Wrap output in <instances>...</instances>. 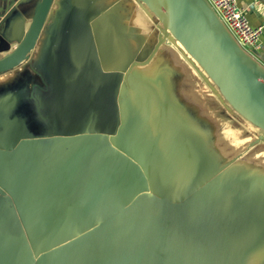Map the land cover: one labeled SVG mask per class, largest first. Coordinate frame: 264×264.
Returning <instances> with one entry per match:
<instances>
[{"label": "rangeland", "instance_id": "rangeland-1", "mask_svg": "<svg viewBox=\"0 0 264 264\" xmlns=\"http://www.w3.org/2000/svg\"><path fill=\"white\" fill-rule=\"evenodd\" d=\"M39 1L23 3L18 15L25 22L23 35ZM102 1L83 0L82 5H101ZM50 6L41 29L47 35L44 40L56 51L69 54L64 23L73 11L68 0H51ZM12 16L17 17V12ZM165 31L170 34L169 29ZM20 39L2 40L0 58L14 50ZM173 45L168 61L159 64L164 60L161 55L153 60L161 71H150L146 67L150 59L143 56L141 73L102 77L99 89L105 91V104L115 115L107 151L117 153L145 178L147 199L141 214L156 218L157 240L196 239L207 264H264V181L253 176L264 171V148L247 135L250 123L256 124L231 107L199 65ZM63 162L53 171L59 172ZM233 167L250 175H236ZM53 183L50 175L32 188L30 199L22 202L17 196L13 209L2 198L10 197V191L0 194V235L12 243L17 264H29L31 257L35 260L40 255L42 264H54L55 256L59 260L74 256L69 246L62 245L35 257L31 247V241L41 240L31 227ZM1 184L17 188L15 194L22 191L7 178ZM16 207L25 208L24 217L16 214Z\"/></svg>", "mask_w": 264, "mask_h": 264}, {"label": "crops", "instance_id": "crops-1", "mask_svg": "<svg viewBox=\"0 0 264 264\" xmlns=\"http://www.w3.org/2000/svg\"><path fill=\"white\" fill-rule=\"evenodd\" d=\"M10 1L0 0V38L4 40L22 38L26 34L23 35L24 19H18V9H24L26 0ZM236 3L252 27H263L259 49L246 56L254 69L264 73V0H236ZM82 4L83 0L73 8L68 6L73 11V16L64 23L69 54L53 49L44 40L47 35L41 31L34 49L23 62L15 69L0 73V161L6 156L2 169L7 172L0 176V181L7 178L22 187V191L15 194L17 188L6 186L12 204L17 205V196L22 202L26 201L33 197V187L50 175L54 178L34 221H45L43 232L38 234L49 237L48 249L69 246L70 255L74 254L73 258L60 260L55 256L54 264H84L91 258L99 245L98 234H94L93 229L83 233L78 229L95 220L96 215H107L110 208L124 203L126 163L92 150L68 156L76 140L84 144L86 139L99 135L108 145L115 115L105 104L108 97H104L105 91L99 89L102 77L122 75L125 71L141 73L143 56L150 59L149 66L146 65L150 71H161L159 64L168 61L173 44L192 58L165 31L158 17L137 0ZM64 9L61 7L59 11L64 13ZM208 10L214 29L231 41L226 28L211 8ZM13 12H17V17L13 18ZM159 55L164 60L153 63ZM6 114L11 117L6 118ZM247 133L264 148V128L250 123ZM60 160L64 162L59 166L65 170L53 171ZM231 169H235L236 175L248 174L241 172V167ZM27 175L28 180L21 177ZM253 176L264 181V171ZM132 178L135 183L142 181L138 174ZM16 214L24 217L25 208L16 207ZM55 235L73 237L58 243L53 240ZM6 238L0 235V243L12 245ZM12 254L1 259L0 264H11Z\"/></svg>", "mask_w": 264, "mask_h": 264}, {"label": "water", "instance_id": "water-1", "mask_svg": "<svg viewBox=\"0 0 264 264\" xmlns=\"http://www.w3.org/2000/svg\"><path fill=\"white\" fill-rule=\"evenodd\" d=\"M80 1L68 0V6L73 8ZM137 1L145 5L158 17L162 25L169 29L170 34L219 89L227 103L247 119L264 128V73L251 66L246 54L239 50L232 40L225 39L214 29L207 3L204 0ZM50 3L51 0H40L35 5L25 36L12 52L0 59V73L18 67L25 56L34 49ZM5 192L8 190L0 181V194ZM2 198L13 209L10 198L5 196ZM44 224L43 219L36 221L31 230L36 234L43 232ZM93 226L95 224L90 227ZM93 233L96 234V231L93 230ZM12 249V245L0 243V260L7 257ZM33 263L34 258L31 257L29 264Z\"/></svg>", "mask_w": 264, "mask_h": 264}, {"label": "bare ground", "instance_id": "bare-ground-1", "mask_svg": "<svg viewBox=\"0 0 264 264\" xmlns=\"http://www.w3.org/2000/svg\"><path fill=\"white\" fill-rule=\"evenodd\" d=\"M5 157L0 161V176L7 173L2 169L3 162L6 163ZM126 169L127 176L124 179L125 197L123 205L110 208L107 215H96L95 220L84 223L80 226L83 229H78L79 233L93 229L99 237L98 247L93 251L92 257L84 264H207L201 245L196 239L184 236L181 239L157 240L156 218L152 215L140 214L145 209L144 204L147 199L148 184L141 175L142 181L139 180L135 183L132 177L138 173L129 165H127ZM21 177L25 180L30 179L28 175L27 177ZM177 198L179 196L171 197L169 200L166 199V202ZM163 204L162 202L161 205ZM92 224H97L98 226L90 228ZM115 228L117 229L113 236L108 241H105V234L108 231L113 232ZM40 235L42 237L40 242L31 241L35 257L49 248L47 242L49 237L43 233ZM68 237L72 238L73 235H55L53 240H57L60 243L66 241ZM215 255L217 256V254ZM217 259H220L219 255ZM41 260L42 257L40 255L34 260V264H41ZM16 261V256L13 253L12 263H16Z\"/></svg>", "mask_w": 264, "mask_h": 264}, {"label": "built area", "instance_id": "built-area-1", "mask_svg": "<svg viewBox=\"0 0 264 264\" xmlns=\"http://www.w3.org/2000/svg\"><path fill=\"white\" fill-rule=\"evenodd\" d=\"M243 53L259 49L263 27H252L236 0H204Z\"/></svg>", "mask_w": 264, "mask_h": 264}, {"label": "trees", "instance_id": "trees-1", "mask_svg": "<svg viewBox=\"0 0 264 264\" xmlns=\"http://www.w3.org/2000/svg\"><path fill=\"white\" fill-rule=\"evenodd\" d=\"M1 89V88H0ZM2 114V113H0ZM7 117H11L10 114H6V118ZM79 143V140H76L74 141L71 146H70V149H69V152H68V156H71L73 153L79 151V150H94V151H100L102 153H105V154H108L109 156L111 157H115L121 161H123L118 155L117 153H115L114 151H107L108 150V145L107 143L105 142V140L102 138V136H99V135H95L93 137H90L89 139H86V143L84 144H78ZM124 162V161H123ZM64 169L61 170V172L63 171Z\"/></svg>", "mask_w": 264, "mask_h": 264}, {"label": "flooded vegetation", "instance_id": "flooded-vegetation-1", "mask_svg": "<svg viewBox=\"0 0 264 264\" xmlns=\"http://www.w3.org/2000/svg\"><path fill=\"white\" fill-rule=\"evenodd\" d=\"M22 6H23V5H22ZM22 6H20V7H22ZM22 8H23V7H22ZM22 8L18 9L19 13H21ZM2 40H4V39H1V38H0V42H2ZM12 51H13V50H12ZM12 51L6 52V53H4V55H6V54H8V53H10V52H12ZM0 59H1V58H0Z\"/></svg>", "mask_w": 264, "mask_h": 264}]
</instances>
